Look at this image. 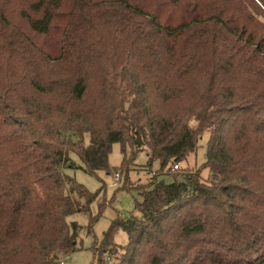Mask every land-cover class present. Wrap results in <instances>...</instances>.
Masks as SVG:
<instances>
[{"label": "trees", "instance_id": "trees-1", "mask_svg": "<svg viewBox=\"0 0 264 264\" xmlns=\"http://www.w3.org/2000/svg\"><path fill=\"white\" fill-rule=\"evenodd\" d=\"M206 133L205 180L181 164ZM128 148L172 180L98 264H264V0H0V264L78 250L99 192L66 170L128 171Z\"/></svg>", "mask_w": 264, "mask_h": 264}, {"label": "rangeland", "instance_id": "rangeland-1", "mask_svg": "<svg viewBox=\"0 0 264 264\" xmlns=\"http://www.w3.org/2000/svg\"><path fill=\"white\" fill-rule=\"evenodd\" d=\"M208 138L209 134H204L197 153L191 154L187 161L181 164L182 170H201L205 180L210 176L208 170L202 169L207 159ZM88 142L89 139L86 138L85 145ZM128 156V171H126L127 169L125 171L113 170L111 174L99 171L95 175H91L82 169L66 170L67 175L73 177L77 183L83 185L90 193L99 192L98 198L91 206V212L94 216L99 215V213L101 215L94 224L92 231L89 230L90 217L88 215L78 212L68 218V222H76L80 227L77 238L78 250L68 257H62L60 262L54 264H62L61 261L66 264H98L94 256L93 247L96 242L99 243L102 240L111 222L119 217H140V213L136 210V203L142 200L140 192L146 189L151 180L171 182V178L161 176L157 172V166L153 170L147 168L148 157L146 152L137 154L133 161L130 158V148H128ZM71 158L77 165L84 166L78 155L71 154ZM122 161L121 145L114 144L109 157L111 168H119ZM117 175L120 176L119 181L116 180ZM127 241L128 237L124 232H120L115 238L117 244L124 245Z\"/></svg>", "mask_w": 264, "mask_h": 264}, {"label": "built area", "instance_id": "built-area-1", "mask_svg": "<svg viewBox=\"0 0 264 264\" xmlns=\"http://www.w3.org/2000/svg\"><path fill=\"white\" fill-rule=\"evenodd\" d=\"M179 167H180V165H176V166L174 167V169H175V170H178ZM116 178H117V179H116L117 181L120 180V176H119V175H117ZM61 263H62V264H66L65 262H62V261H61Z\"/></svg>", "mask_w": 264, "mask_h": 264}]
</instances>
